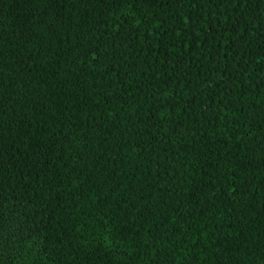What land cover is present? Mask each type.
<instances>
[{
	"label": "trees",
	"instance_id": "16d2710c",
	"mask_svg": "<svg viewBox=\"0 0 264 264\" xmlns=\"http://www.w3.org/2000/svg\"><path fill=\"white\" fill-rule=\"evenodd\" d=\"M0 264H264V0H0Z\"/></svg>",
	"mask_w": 264,
	"mask_h": 264
}]
</instances>
